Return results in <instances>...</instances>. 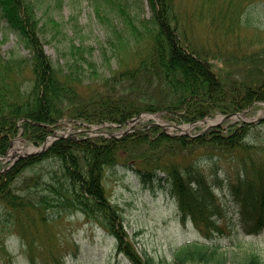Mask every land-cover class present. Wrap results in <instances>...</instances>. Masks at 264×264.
Returning <instances> with one entry per match:
<instances>
[{
    "label": "trees",
    "instance_id": "1",
    "mask_svg": "<svg viewBox=\"0 0 264 264\" xmlns=\"http://www.w3.org/2000/svg\"><path fill=\"white\" fill-rule=\"evenodd\" d=\"M149 1L153 12L141 26L136 15L121 8L124 29L111 26L109 56L106 46L101 47L108 59L120 50L119 54L132 53L135 64L97 84L86 82V49L73 45L79 57H67L63 63L46 52L44 27L34 0H0L3 17L30 53L20 61L0 54V207L16 208L18 218L31 214L32 209L80 210L114 236L118 253L133 264H228L234 259L238 264H264L255 251L233 252L232 258L219 244L207 241L232 223L225 218L230 206L243 222L254 224L256 231L264 228V145L249 141L255 126L251 122L216 126L196 136L172 135L160 125L147 123L122 137L59 138L45 151L7 165L1 161L18 135L40 146L66 118L89 125L113 122L123 126L141 112L165 109L164 115L174 122L194 123L217 114L243 112L264 101L263 76L251 81L225 77L215 69V59L194 46L180 25L176 0ZM96 11L101 15L98 6ZM88 61L95 70V63ZM23 63L29 67L28 84L20 77ZM125 82L133 91L160 90L161 102L140 103L119 95L118 86ZM169 146L189 151L177 155ZM200 148L208 152L200 153ZM220 157L237 160L235 178L220 174ZM49 158L57 159L60 169L45 181L47 193L34 201L14 189L26 169ZM118 166L134 171L152 193L163 191L175 199L182 219L190 218L207 240L181 245L170 261L140 252L124 226L122 208L106 190L107 171ZM31 183L37 185L39 178ZM217 186L226 189L222 195L215 192ZM6 225L0 222L1 229Z\"/></svg>",
    "mask_w": 264,
    "mask_h": 264
},
{
    "label": "rangeland",
    "instance_id": "2",
    "mask_svg": "<svg viewBox=\"0 0 264 264\" xmlns=\"http://www.w3.org/2000/svg\"><path fill=\"white\" fill-rule=\"evenodd\" d=\"M34 1L44 27L46 52L55 62L63 63L67 57H79L73 45L86 49L88 58L82 61L87 74L86 82L94 81L97 84L104 83L126 65L135 64L136 59L130 52L119 54L121 50H116L117 54L108 59L101 49L106 46L108 56L111 54L108 38L113 32L112 25L124 29L121 8L136 15V22L140 26L142 20H148L153 12L149 0ZM97 6L101 15L96 11ZM176 7L181 27L186 28L187 36L200 52L215 59V69L219 74L245 81L264 77V0H176ZM0 54L5 59L18 61L30 54L18 32L8 24L1 11ZM88 60L95 63V70ZM21 67L20 77L24 84H28L29 67L24 66V63ZM123 85L118 86L117 93L140 103L157 102L163 97V93L154 88L138 92L129 88L126 82ZM166 112L165 109L155 113L142 112L135 123L136 129L151 117L153 121L174 126L164 128L166 132L182 134V130L177 128L180 126L188 128V135H195L212 124L211 120L223 118L222 114H217L195 124H177L164 115ZM263 118L264 102H258L245 112L243 118L232 117L221 126L226 127L243 119L253 122L254 132L249 141L263 146ZM60 123L56 130L59 134H77L75 132L80 128H85L77 126L78 120L76 122L69 118ZM93 128H97V125L90 129ZM89 134L100 135L96 131ZM37 147L20 134L13 140L10 149H14L16 156H9V150L6 156L1 157V161L4 165L11 164L19 155H27L37 150ZM170 148L175 149L177 155L189 151L174 146H169L168 150ZM198 150L200 153L208 152L201 148ZM257 156H260V152H257ZM220 158L222 160L217 166L220 174L235 178L239 171L237 160ZM59 169L57 159H46L26 169L15 182L14 189L31 196L34 201L38 200L40 195L47 193L45 181L51 180ZM37 178L39 183L32 184L31 179ZM105 184L112 202L122 208L124 226L140 252L170 261L181 245L206 238L193 221L184 222L181 219L174 199L163 191L155 194L146 189L134 171L122 166L108 169ZM215 190L222 195L226 189L217 186ZM225 210V218L232 220V223H228L224 231L215 232L213 240L209 242L219 244L232 258L233 252L241 254L255 251L264 261V228L256 231L252 227L254 224L243 222L232 206ZM16 212V208L0 207V222L7 224L5 230L0 228V264H32V258L36 264H133L123 253H118L114 236L80 210L65 212L56 207L42 211L32 209L31 214L23 213L19 218ZM226 223L222 225L226 226ZM228 264L238 263L234 259Z\"/></svg>",
    "mask_w": 264,
    "mask_h": 264
},
{
    "label": "bare ground",
    "instance_id": "3",
    "mask_svg": "<svg viewBox=\"0 0 264 264\" xmlns=\"http://www.w3.org/2000/svg\"><path fill=\"white\" fill-rule=\"evenodd\" d=\"M234 117L243 118L244 115H243V114H239V115H235ZM219 120H220L219 118L216 119V120H211V123H216V122H218ZM73 121H76V122H77V120H73ZM78 121H79V123H76L77 126L85 127V128H83V129L80 128V129L77 131V132L79 133V135L92 136L91 134H89V133H92L89 124L86 123V122H82V121H80V120H78ZM132 121H134L133 118L129 119V120L127 121V123H125L126 126L130 125V124L132 123ZM176 123H177V122H176ZM159 124H160L161 126L174 127V126H172V124H162V123H159ZM177 124H189V123H177ZM143 126H144V124H143ZM177 128H179L180 130H182V134H187L186 132H187V129H188V128H182V127H180V126H177ZM51 140H52V138H49L48 140H46V138H45V140H44V142H43V145L46 144V147L44 148L43 151H45L46 149H48V148L51 146V145L49 144V142H50ZM9 156H16V154L14 153V149L10 150Z\"/></svg>",
    "mask_w": 264,
    "mask_h": 264
},
{
    "label": "water",
    "instance_id": "4",
    "mask_svg": "<svg viewBox=\"0 0 264 264\" xmlns=\"http://www.w3.org/2000/svg\"><path fill=\"white\" fill-rule=\"evenodd\" d=\"M231 116H232L231 114H230V115H226L225 118H224V121L227 120V119H229ZM218 124H220V123H218ZM45 147H46V144H44V145L42 146L41 150H44ZM41 150H37V151H35V152H34V151H33V152H29V153H27V154H33V153L39 152V151H41ZM19 156H21V155H19Z\"/></svg>",
    "mask_w": 264,
    "mask_h": 264
}]
</instances>
